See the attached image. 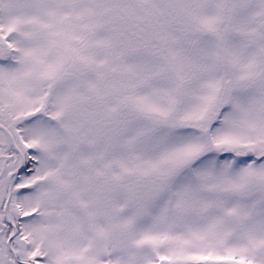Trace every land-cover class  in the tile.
Wrapping results in <instances>:
<instances>
[{"label": "snow or ice", "instance_id": "1", "mask_svg": "<svg viewBox=\"0 0 264 264\" xmlns=\"http://www.w3.org/2000/svg\"><path fill=\"white\" fill-rule=\"evenodd\" d=\"M0 264H264V0H0Z\"/></svg>", "mask_w": 264, "mask_h": 264}]
</instances>
